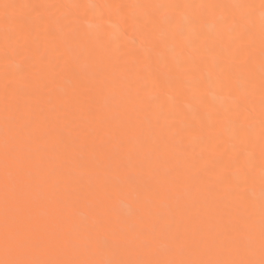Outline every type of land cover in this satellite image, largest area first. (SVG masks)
Returning <instances> with one entry per match:
<instances>
[{
	"label": "bare ground",
	"instance_id": "1",
	"mask_svg": "<svg viewBox=\"0 0 264 264\" xmlns=\"http://www.w3.org/2000/svg\"><path fill=\"white\" fill-rule=\"evenodd\" d=\"M261 2L0 0V260L31 154L32 215L70 237L31 258L258 261Z\"/></svg>",
	"mask_w": 264,
	"mask_h": 264
},
{
	"label": "snow or ice",
	"instance_id": "2",
	"mask_svg": "<svg viewBox=\"0 0 264 264\" xmlns=\"http://www.w3.org/2000/svg\"><path fill=\"white\" fill-rule=\"evenodd\" d=\"M5 8L16 7L15 5H4ZM261 9H264V0H262ZM25 145L21 142L18 145V151L23 154ZM17 166L18 182L13 187L16 195V219L12 225H9L7 219V187H6V218L4 244L6 251L14 247L19 253L17 258L0 260V264H264V205L261 208V229H260V253L261 258L256 261L252 259H136V260H78V259H38L31 258L30 253H35L42 246L55 247L69 242L68 235L53 234L49 231L46 224L39 222L32 215L31 209L33 201L30 196V188L33 183L40 180L41 187L54 188L55 185H49L47 181L41 179V169L39 161L29 155H22L21 159L14 161ZM7 167V165H6ZM35 169V173H33ZM58 216H67V209L54 210L51 217L55 221ZM147 234V233H146Z\"/></svg>",
	"mask_w": 264,
	"mask_h": 264
}]
</instances>
